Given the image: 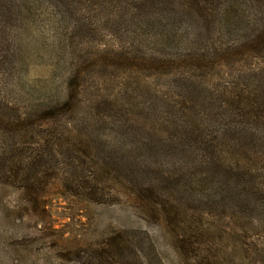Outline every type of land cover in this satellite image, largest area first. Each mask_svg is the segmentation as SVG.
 Here are the masks:
<instances>
[{"label": "rangeland", "instance_id": "1", "mask_svg": "<svg viewBox=\"0 0 264 264\" xmlns=\"http://www.w3.org/2000/svg\"><path fill=\"white\" fill-rule=\"evenodd\" d=\"M264 0H0V264H264Z\"/></svg>", "mask_w": 264, "mask_h": 264}, {"label": "trees", "instance_id": "2", "mask_svg": "<svg viewBox=\"0 0 264 264\" xmlns=\"http://www.w3.org/2000/svg\"><path fill=\"white\" fill-rule=\"evenodd\" d=\"M197 2H198V0H197ZM262 41H264V36L260 37V39H257V40L254 41L255 46H256V44H261Z\"/></svg>", "mask_w": 264, "mask_h": 264}]
</instances>
